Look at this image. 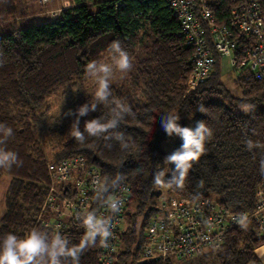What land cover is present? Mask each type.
<instances>
[{"label":"trees","instance_id":"1","mask_svg":"<svg viewBox=\"0 0 264 264\" xmlns=\"http://www.w3.org/2000/svg\"><path fill=\"white\" fill-rule=\"evenodd\" d=\"M26 1L0 0V22L7 16L15 17ZM71 1L73 6L63 9L59 20L51 18L25 27L14 20L0 25V60L4 61L0 66V125L13 130L3 147L16 152L21 162L10 170L0 169V179L5 174L11 177L6 210L0 218V237L12 233L23 238L39 229L49 236L59 231L70 246L78 244L85 233L81 227L49 229L37 218L51 183L48 162L82 155L100 171L101 181L119 174L123 176L121 183L131 186L118 259L110 264H248L256 257L254 249L263 242L250 220L247 228L229 230L219 250L194 258H144L142 249L149 221L159 209L155 199L163 192L154 186V174L163 171L166 181L171 178L174 165L164 163L165 157L183 143L179 136L167 135L161 114L178 113V123L185 127L195 128L203 121L213 133L183 187H168L170 196L192 200L209 197L238 212L255 209V192L264 182V80L240 66L250 39L239 32L235 35L239 96L220 80L219 54L210 77L187 92L194 47L187 45L180 33L181 21L173 14L169 0ZM240 1L209 0L215 21L229 23L231 9ZM117 40L134 62V71L127 79L111 84L113 98L132 109V115L126 116L118 129L125 134L128 147L95 137L80 144L68 134L74 116H66L50 128L51 150L47 152L38 132L53 119L51 99L62 91L73 95V88L88 79L85 69L90 61L110 63L108 48ZM94 90L81 96L73 111L94 102ZM201 106L204 112L198 110ZM102 114L108 117L110 109L98 105L96 111L80 117L81 130L86 120ZM249 141L259 147L250 150ZM101 202L95 200L93 211ZM98 247L86 251L80 264H102Z\"/></svg>","mask_w":264,"mask_h":264},{"label":"built area","instance_id":"2","mask_svg":"<svg viewBox=\"0 0 264 264\" xmlns=\"http://www.w3.org/2000/svg\"><path fill=\"white\" fill-rule=\"evenodd\" d=\"M47 3L49 0H38ZM173 14L181 21V34L186 44L194 47L193 71L187 80V92L192 91L213 72L216 54L229 56L232 64L237 63L233 50L235 35L240 33L250 39L240 66L264 80V0H241L231 9L229 23L218 24L212 13L209 0H169ZM66 6L51 12V18L59 20ZM208 30V32H207ZM50 185L45 201L38 214L37 222L49 229L84 227L77 216L95 212L98 216L112 217V236L109 247H98L100 262L110 264L118 259L120 233L124 224L126 203L131 186L120 183L111 196L122 200V208L113 215L103 201L93 211L95 180H101L100 171L89 164L82 155L60 160H51L47 165ZM255 209L238 212L220 206L212 198L192 200L185 196H170L163 202V215L158 211L152 216L145 232L142 249L144 258L178 259L194 258L205 251L219 250L224 235L240 226L238 218L247 217L258 228L263 242L254 249L255 258L248 264H264V182L255 192Z\"/></svg>","mask_w":264,"mask_h":264},{"label":"clouds","instance_id":"3","mask_svg":"<svg viewBox=\"0 0 264 264\" xmlns=\"http://www.w3.org/2000/svg\"><path fill=\"white\" fill-rule=\"evenodd\" d=\"M108 55L110 63L93 60L86 65L87 77L95 84L94 93L91 94L94 96V102H86L75 111L68 110L66 115L74 116L68 134L80 144H84L88 137H95L115 140L120 143L121 148L126 149L128 143L125 134L118 129L121 121L126 116L132 115V109L123 101L113 98L111 81L116 72L127 73L132 69L133 64L128 52L122 48L118 40L109 45ZM3 63L4 61L0 60V66ZM98 105L108 107L110 115L105 117L102 114L97 118L86 120L81 130L80 117L96 111ZM198 110L205 111L203 106ZM179 120L178 113L161 114V125L167 135L179 136L183 143L179 149L165 157L164 163L174 165L171 178L166 181L164 179L166 174L163 171L154 174V186L157 188L173 185L182 188L193 162L198 161L205 153V142L213 135L212 130L203 121H198L196 127L191 128L181 126ZM12 134V128L0 125V169L10 170L14 165L19 166L21 163L16 152L3 147ZM247 147L251 150L259 145L249 141ZM261 172L264 173V160L261 161ZM122 180L123 176L118 174L110 181L97 179L94 182L95 198L106 203L113 215L121 211L123 202L108 193L110 189L118 188ZM77 219L82 223L85 233L78 244L71 246L59 231L54 236H49L47 232L33 229L23 238L12 233L0 237V264H80L81 256L90 248L96 247L97 244L103 248L109 247L112 236L111 216H98L95 212H88L83 216H77ZM238 223L242 228H247V217H239Z\"/></svg>","mask_w":264,"mask_h":264},{"label":"rangeland","instance_id":"4","mask_svg":"<svg viewBox=\"0 0 264 264\" xmlns=\"http://www.w3.org/2000/svg\"><path fill=\"white\" fill-rule=\"evenodd\" d=\"M65 1L66 6L70 5L71 0H49L47 3H40L38 0H28L26 3L22 5V7L18 10L15 17L7 16L3 21L0 22V25H5L10 23L12 20L17 21L18 25L21 27H25L31 24L44 22L48 19H51V12L58 11L62 8L63 3ZM68 8V7H67ZM65 9V8H64ZM132 61V60H131ZM133 67L127 73L116 72L114 74L113 82H119L124 79H127L129 75L134 71V62L132 61ZM220 80L224 82L230 91L239 96L241 91L236 82V78L238 76V71L235 66L232 64L229 56H219L218 64H217ZM95 88V84L91 79H87L82 86H79L73 93L65 94L62 91L59 95L54 96L50 102V112L53 115V119H51L47 125L42 126L39 129V137L42 140L46 151L50 152L49 139H50V128L55 124V121L58 118H61L63 121L65 119L66 113L69 109L74 110L75 102L79 100V98L85 94H88ZM61 113V114H60ZM60 115V116H59ZM11 177L7 174L3 175L0 179V218L4 214L6 210V191L8 185L10 183ZM171 194L168 192V187L163 188L162 194L156 197V206L158 209V214L163 215V208L161 205L164 201L170 197Z\"/></svg>","mask_w":264,"mask_h":264},{"label":"crops","instance_id":"5","mask_svg":"<svg viewBox=\"0 0 264 264\" xmlns=\"http://www.w3.org/2000/svg\"><path fill=\"white\" fill-rule=\"evenodd\" d=\"M49 20V19H48Z\"/></svg>","mask_w":264,"mask_h":264}]
</instances>
